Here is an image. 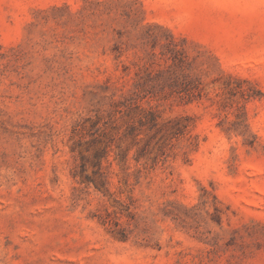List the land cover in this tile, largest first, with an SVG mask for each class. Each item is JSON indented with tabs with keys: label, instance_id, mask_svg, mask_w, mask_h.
Segmentation results:
<instances>
[{
	"label": "rangeland",
	"instance_id": "rangeland-1",
	"mask_svg": "<svg viewBox=\"0 0 264 264\" xmlns=\"http://www.w3.org/2000/svg\"><path fill=\"white\" fill-rule=\"evenodd\" d=\"M0 264H264V0H0Z\"/></svg>",
	"mask_w": 264,
	"mask_h": 264
}]
</instances>
